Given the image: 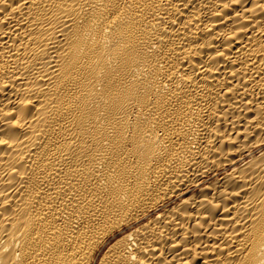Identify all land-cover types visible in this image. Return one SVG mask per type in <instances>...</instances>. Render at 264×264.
Here are the masks:
<instances>
[{
	"label": "bare ground",
	"instance_id": "6f19581e",
	"mask_svg": "<svg viewBox=\"0 0 264 264\" xmlns=\"http://www.w3.org/2000/svg\"><path fill=\"white\" fill-rule=\"evenodd\" d=\"M0 264H264V0H0Z\"/></svg>",
	"mask_w": 264,
	"mask_h": 264
}]
</instances>
